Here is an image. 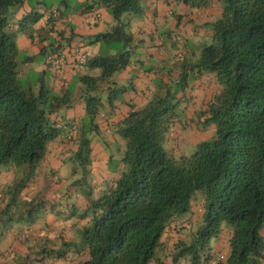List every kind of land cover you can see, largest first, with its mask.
<instances>
[{"label": "trees", "instance_id": "1", "mask_svg": "<svg viewBox=\"0 0 264 264\" xmlns=\"http://www.w3.org/2000/svg\"><path fill=\"white\" fill-rule=\"evenodd\" d=\"M172 1L198 12L223 3L218 18L205 24L211 44L202 47L195 61L185 60L183 72L174 81L171 70L164 79L159 69L155 92L147 103L139 108L130 105L132 111L115 127L124 143L119 161L127 171L110 178L108 189L88 201L86 210L78 216L79 220L89 218L83 224L80 243L62 240L61 228L58 238L63 248L48 251L53 262L64 263L73 256L78 264H167V259L171 264H264V0ZM24 2L0 0V203H6L2 212L24 203L27 213L21 212L18 220H26L32 228L41 212L40 204L45 203L36 204L35 200L47 187H53L50 183L40 192L35 190L53 144L75 145L76 151L60 161L79 164L85 176L91 173L87 170L93 155L89 132H98L96 116L104 103L114 108L133 88L131 84L118 87L114 80L132 64V53L139 48L122 16L142 18L145 0H84L80 10L74 8L77 13H86L102 7L114 21L109 31L91 39L92 44L103 45L97 54L87 53L83 65L86 71L75 72L74 85L83 86L88 115V122L84 119L81 125L60 116L61 110L73 106L70 86L56 92L45 83L47 72H40L34 81L23 85L18 81L19 65L33 61L28 55L19 61L18 35L26 34L35 42L37 37L42 38L36 30L42 19L51 30L63 15L60 8L47 7L42 14L32 10L17 20L14 15ZM58 50L62 49L40 50L48 69L47 55ZM189 76L193 80L209 76V82L219 87L202 109L195 110L192 119L183 121L177 111L193 99L184 92ZM194 125L211 139L194 142L181 135H188ZM167 132L177 147L181 140L184 145H195L194 153L177 159L168 154L163 148ZM108 161H114L112 153ZM10 173V180L3 183L1 179ZM42 176L61 180L55 172L43 171ZM199 191L204 193L206 203L197 209L201 212L200 227L193 233L194 214L187 215ZM185 216L188 219L182 228L179 221ZM70 221L69 216L64 223ZM5 227L2 224L1 231ZM177 228L183 233L166 253V246L161 250V238ZM29 229L20 239L31 238ZM225 232L228 252L223 254L215 251L212 241ZM3 255L0 251V258ZM43 258L36 260L40 263Z\"/></svg>", "mask_w": 264, "mask_h": 264}, {"label": "rangeland", "instance_id": "2", "mask_svg": "<svg viewBox=\"0 0 264 264\" xmlns=\"http://www.w3.org/2000/svg\"><path fill=\"white\" fill-rule=\"evenodd\" d=\"M39 1L40 0H25V3L29 5V8L30 5H32L35 11H37L39 14H42V12H44V9L47 7L52 8V10H56L57 8H63V1L66 2L71 9L78 8L83 2L82 0H41L42 3L39 4ZM145 5L146 3L144 4V8ZM217 7L219 11L222 12L223 3L220 2ZM19 9L20 8L17 9L14 15L15 18L17 17V20L19 19L17 15ZM165 9L167 12L169 10L173 11L174 13L178 12V6L173 2L167 4L165 6ZM184 10L185 9L183 8L182 13H185V16L188 19L190 16L188 15V12ZM159 17L163 20L157 22V24L150 27L149 30L151 32V35L145 36L146 34H139L138 32L141 24L143 26V23H145L146 27L147 25L151 24V22L149 23L147 21V18H145V16H143L142 18L136 17L131 14H124L122 16V18L124 19V23L128 24L129 26V29L127 31L134 34L135 36V45L137 44L144 47V45L148 44L152 45V47L155 48V45L158 44V41L163 40L165 42V46L162 49L166 51L168 50L166 57H164V62H158L152 65L150 63L151 61L149 62L148 59L144 61L142 60V52L137 48L135 49L134 53H132V64L138 61L140 65H143V70L148 69V67H152V72L154 73V76L157 75L155 73L158 72V69L160 68H162V73H167L171 70L172 76L170 78H173L174 81L179 78V76L183 72L181 68L183 62L185 60L195 61L197 56L202 51V47L205 44H211L210 37H206L208 33L210 34V30L209 28L203 29L197 19L196 21L191 20L190 25H188V23L185 22L186 18L183 16V24L180 26L177 25V22L174 20V17H172L169 13L165 17H163L162 15H160ZM15 27L17 30L18 24ZM109 27H111V25H109ZM191 27L195 29V32H190ZM17 42L20 48L18 59L19 61H21L23 58H25L26 55L29 56V52L26 50L28 48L24 44H29L31 40L26 34L20 33L17 37ZM102 45L103 44L100 43L99 45H97L98 47L94 46L93 50L99 48L100 51ZM193 52H195L196 54L191 55ZM182 53L183 56H181ZM27 64L25 63L19 65L18 81H20L21 85L28 82V80L29 82H31L32 80L34 81L40 73L38 67L35 70H30V68H27ZM39 65L43 66V58L41 55H38L37 58L34 59V66ZM24 68H27L29 70L28 74H26L28 76L23 75ZM188 82L189 86L186 87L184 92L187 93V96L193 95V99L191 101H186L184 104H181L177 111L183 121H187L188 118L192 119L193 114L196 112L195 110H200L202 109V104H207V96L205 95L208 93V99H210L215 95V90L219 87V85L217 84H211V87L207 86V81L204 76H202V78L200 79L198 78L195 80H193V78L189 76ZM45 83L47 86H51L52 84V77L49 72L46 73ZM69 86L72 90L73 95L72 107L76 108V106L81 100L84 101L83 86L80 85L79 88H75L74 82L70 83ZM198 92L203 93L202 98L200 95H198ZM124 96L123 99L125 98ZM195 97L201 98L200 102L199 99ZM142 103L143 105H145L147 102L144 103L143 101ZM189 104H191L192 106H190ZM103 108L104 107L101 108L102 110L96 116V122L99 123L98 132L90 131L89 137L91 138L92 148L94 142H100V144L95 147L100 149L99 153L101 152V154H106L105 149H108L109 153H113L114 161L111 162L109 165L106 164L107 169L112 172V174L111 172H109V176L110 178H112L127 171V167H125L123 163L118 160L122 157L124 143L119 137H117L115 133L116 124L114 125L112 122H110L109 116H105V110ZM66 110L67 109L61 110V116H65ZM87 116L88 115L85 111L82 115V118L79 120L80 125L84 123V119L85 123L88 122L86 120ZM197 117L194 120L198 122ZM109 122L111 124H109ZM212 128L213 127L209 129ZM107 130L108 135L105 134ZM181 135H186V137L190 139V141L197 142L199 140H205L206 137H208L210 134L206 135V131L201 128L199 130L197 129V126L194 125L191 129L188 130V135L187 132H181ZM164 137L165 138L163 139V148L168 154L173 155L176 159L183 155L189 156L195 151V145L192 146L189 143L184 145L183 140L178 143L177 147L175 144L172 143V140L169 138L168 132L165 133ZM211 137H208L206 140H208L209 138L211 139ZM63 149L70 150L71 153L76 151L75 145H70L68 147L64 146ZM51 150L57 153L59 149L52 148L49 149L48 152H51ZM59 157L62 156L59 155ZM93 157L94 155L91 156V163L87 166V170L89 171H91L92 168H97L96 165H93ZM59 160H56L55 155H52L51 153L48 156H45L44 164L46 166L45 168L40 170L41 174L38 178V183L35 185V190L40 192L45 186V184L50 185V183L53 184V187H50V190L47 187L43 192L40 193L37 200H35L36 204L41 202L45 203L40 204L41 212L39 214L38 220L36 221L35 225L32 226V228L27 225V223L25 222L26 220H18V215L21 212L24 211V213H27L28 207H25V205H23L24 203L21 204L20 202H18L17 204L12 205L11 208H7L8 210L4 212L2 211L6 209V203H0V219H2L1 223H5L6 225L3 231H1L0 229V233H3L0 234V246L4 244H2V241L6 236H12V234H14L19 236L20 238H23L22 236L25 237V234H28V228H30L29 230L33 234V238H30L29 240L24 242H27L29 246L33 247L32 251L34 252L35 249L36 252H34L28 259L25 258V256L23 257V255H19V259L15 260L16 264H36L38 262V260L36 259L42 257V255L45 256V258H43L44 260L40 262L42 264H78V260H73V256H70V259L64 263L59 261H54L53 263H51L50 261L48 262V251L50 249H57L62 247V241L59 238L55 239L54 237L49 236L48 233L53 232L54 230L59 233L61 228L63 227L64 231H62V240L69 241L71 243H80V241L82 240L81 230L83 228V224L87 222V220L89 221V218H87L86 220H79L78 216L86 210L88 201L93 198H98L104 191L108 189L109 185H111L112 183V179L107 177H100L99 179L94 178L92 172L90 174H88L89 172H87L88 176H85V173L83 170H81L79 164L74 166L71 162H62ZM43 171H47L48 174L55 172L57 177L61 178V180L58 182V180L53 181L52 179L50 181L49 179H45V177L42 176ZM11 175V173L9 174V176L5 175V177L1 179V181L3 183H6L10 180ZM196 198H198L200 201H195ZM205 200V195L201 191H199L192 200V213L189 212L187 216L189 217L194 214L195 222L192 229L193 233H196V231L200 227L199 214H201V212H199V210L197 209L199 207H204L206 203ZM69 216L71 218V221L68 225H66L64 221H66ZM2 224L0 226H2ZM72 231H74V234L70 236L69 233ZM214 243L215 242L213 240L212 244L214 245ZM71 254L72 253H70L69 255Z\"/></svg>", "mask_w": 264, "mask_h": 264}, {"label": "crops", "instance_id": "3", "mask_svg": "<svg viewBox=\"0 0 264 264\" xmlns=\"http://www.w3.org/2000/svg\"><path fill=\"white\" fill-rule=\"evenodd\" d=\"M84 1V0H82ZM87 2H92L93 0H86ZM170 2L175 3L174 1L170 0ZM145 5V18H147V21L151 24L145 26V23L140 25V31L138 30L139 34H146L145 36L151 35V32L149 30L150 27L157 24V22L163 20L159 16L162 15L163 17L167 16L169 13L172 17H174V20L177 22V25L183 24V18L185 17V22L190 25L191 20L197 19L199 24L203 29H206L205 24L210 23L218 18V15L221 11L218 9L219 4H213V6L209 9L203 10V11H194V10H188L187 8L183 7L180 4H177L178 6V12L174 13L173 11L169 10L168 12L165 9V6L167 3L164 0H146ZM25 2L19 7V11L17 13L18 17L23 16L27 12H32L34 10V7L30 5V8L28 7ZM63 8H60V11L63 12V15L61 18L58 19V21L55 23V27L53 29L48 28V23L44 21L43 19L38 23L36 26V30L38 31L39 35L42 37L41 39L39 37L36 38V41L25 43L24 45L28 48L26 49L29 52V57L33 58V61L27 64V68H30V70H35L37 67L39 69V72H49L52 77V84L51 87H54V90L58 92L59 90L63 88H68L69 84L74 82L75 79V72L72 71L69 68L65 69V75H66V84H62L58 81L56 74L53 70L48 69L43 61V66H34V59L37 58L38 55H40V50L42 48H47L48 50H53L54 48L59 47L62 50H74L76 49H85V51L90 55L93 56L98 53L99 48L96 50H93L94 46L99 45L98 44H92L91 39L101 33V32H107L109 31L114 23L113 19L109 16V14L106 13V10L102 7H97L94 9H91L90 11L86 13H77L74 8L71 9L68 4H66L64 1L62 2ZM185 9L184 11L188 12V15L190 16L188 19L185 16V13H182V9ZM80 10V8H78ZM78 11V10H77ZM184 16V17H183ZM182 19V21H181ZM180 23V24H179ZM111 25V27H109ZM109 27V28H108ZM146 27V28H145ZM108 28V29H107ZM195 29L191 27L190 32H195ZM44 38V39H43ZM43 39V40H42ZM54 42V45L52 46V43ZM23 43V42H22ZM145 43V41H144ZM38 45V46H36ZM165 46V42L163 40H159L158 44L155 45V48L152 47V45H144L142 47L139 45L138 50H140L142 60L148 59V61L153 65L158 62H164V57H166L168 50H163L162 48ZM98 47V46H97ZM157 47V48H156ZM155 60V61H154ZM144 64V63H142ZM30 65V67H29ZM23 70V75L25 76L28 74V69ZM162 69V68H160ZM51 70V71H50ZM148 73H146L143 70V65H140L139 62H135L131 64L126 70L121 72L115 77V83L119 87L127 86L131 84V89H129L126 93H124V99L121 101H118L115 103L114 108H112L109 104L104 103V110H105V116L110 117V122H112L114 125L120 123L121 120H123L131 110L130 105H136V107H142L143 101L144 103L147 102L150 99V95L155 92V79L157 75L154 76V73L152 72V67H148ZM159 70V69H158ZM82 71V70H81ZM86 70L83 69V72ZM82 72V73H83ZM94 73L97 72V70L93 71ZM144 74V75H143ZM164 79L167 77V73H163ZM207 81V86L211 87V83L209 80L211 79L209 76H204ZM141 78V79H140ZM118 81V82H117ZM120 84V85H119ZM64 85V86H63ZM81 84L76 83L74 86L75 88L80 86ZM208 94V93H207ZM206 100L209 101L208 95ZM198 95L201 96L203 93L198 92ZM200 99L199 97H195ZM140 103V105H139ZM85 112V105L84 101H80L76 108H69L65 111L64 118L67 120H76L79 121L82 118V115ZM60 115V114H59ZM61 116V115H60ZM62 117V116H61ZM109 122V124H111ZM115 125V126H116ZM105 134L108 135V130L105 132ZM100 142L96 141L93 143L92 152L94 155V162L93 165L97 168H92L91 172L94 178L99 179L101 178H110V174L107 171V165L108 164V158H109V151L108 149H105L106 154L99 153V148H95L97 145H99ZM68 147L66 144H53L52 148H58V152H51L49 151V154L55 155V159L66 160L69 158V156L73 153L70 152V150L63 149V147ZM72 151V150H71ZM75 151V150H74ZM48 154V155H49ZM113 154V153H112ZM61 155L62 157H59ZM59 160V161H60ZM119 160V159H118ZM181 220L179 221L180 224H182V228L185 226L183 225V222H185L188 218L187 216L181 217ZM171 229V228H170ZM168 232H165L163 234V237L161 238V250L163 249V246L167 247L166 253H169L174 248V243L176 240L181 237L183 230L181 228H177L176 232L175 230H170ZM58 234L56 230L53 232L48 233L49 236L54 237L55 239H58ZM74 234V231L70 232L69 235L72 236ZM184 235L182 236V238ZM31 238H33V234L31 235ZM228 232H225L223 236H221L219 239L214 240V247L215 251L222 252L223 254H226L228 252ZM4 243V244H3ZM2 244L0 246L1 252L5 254L2 258H0V264H16L17 259H19V255L25 256V258H29L33 253L31 246L27 242H24L22 239H20L19 236L12 234V236H6L4 240L2 241ZM165 247V248H166ZM56 249V248H55ZM160 250V252H161ZM34 252L35 249H34ZM163 251L162 253H164ZM48 260V259H47ZM53 262L52 260H48V262ZM167 264H171L170 259L166 260ZM36 264H42L37 262Z\"/></svg>", "mask_w": 264, "mask_h": 264}, {"label": "built area", "instance_id": "4", "mask_svg": "<svg viewBox=\"0 0 264 264\" xmlns=\"http://www.w3.org/2000/svg\"><path fill=\"white\" fill-rule=\"evenodd\" d=\"M52 16L55 17L56 14L53 13ZM87 56L88 54L85 49L74 48V50L69 51L58 50L48 54L46 62L50 65L51 69L57 73L58 79L64 83L67 80L65 69L69 68L74 72L81 71Z\"/></svg>", "mask_w": 264, "mask_h": 264}]
</instances>
